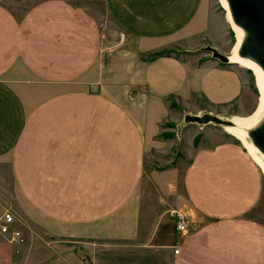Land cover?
Listing matches in <instances>:
<instances>
[{
    "label": "crops",
    "instance_id": "1",
    "mask_svg": "<svg viewBox=\"0 0 264 264\" xmlns=\"http://www.w3.org/2000/svg\"><path fill=\"white\" fill-rule=\"evenodd\" d=\"M92 1L103 20L79 0H0V184L8 171L36 220L0 237V264H264V179L240 143L193 151L171 208L183 231L140 202L145 146L180 112L169 98L254 107L252 74L200 52L230 55L226 18L206 0ZM169 48L192 52L151 55Z\"/></svg>",
    "mask_w": 264,
    "mask_h": 264
},
{
    "label": "rangeland",
    "instance_id": "2",
    "mask_svg": "<svg viewBox=\"0 0 264 264\" xmlns=\"http://www.w3.org/2000/svg\"><path fill=\"white\" fill-rule=\"evenodd\" d=\"M3 1L5 2V4L8 5L10 1L12 2V0H3ZM14 1H16V5L18 6L17 3L19 1L21 2L20 4L28 5L33 0H14ZM79 1H82L84 5L85 3H87L88 4L87 8L98 15L97 18L99 21L104 19L100 15V8L98 6H95L92 0H79ZM206 1L210 3L211 6H214L217 10H219L222 16L226 18V16L224 15L225 10L222 7L219 0H206ZM13 4L14 2H12L10 6L11 5L13 6ZM230 30L233 35L232 36V47H233L235 41V34L233 33L231 27ZM203 47H201L200 52H205L204 50H202ZM182 53L184 52H181V54ZM186 53H191V52L188 51ZM206 53L210 55L209 52ZM233 64L236 65L237 63L233 62ZM247 70L252 74L253 81L255 82L254 74L249 69ZM254 91L255 93L253 97V102H255V104L251 110L244 111L243 108H239L235 110L234 107L227 108V110H223L224 108L222 107L218 111V113L215 114L227 118H233V116L234 117L241 116L236 118L248 117L256 109L259 103L258 100L259 92L257 86L254 88ZM184 111H188V110L184 109ZM184 111L178 112L177 113L178 115L177 114L170 115L169 118L173 119V122L164 121L160 125L161 126L160 133L152 137V139L145 146V152L143 156V173H142V183H141L142 199L140 200L141 205L144 210L150 209V211H155L158 214H161V212H163V216H164L163 218L166 220L172 219L173 222H174V217L171 216L169 213L171 208H177L182 211H184L186 208L185 202L183 201L184 198L182 197L183 193L181 187V177H182V171L189 162L193 151L200 147L210 148L213 144L222 141L231 140L240 143L230 133H228L225 129H223L220 126H215V125L198 126L195 124H187L181 127L179 130H177L176 125L181 121L182 113ZM188 112H192V111H188ZM8 174H9L8 171L7 172L3 171L1 178L2 182L0 184V186L2 187L0 192L2 193L0 194V200L7 203L8 205L9 204L12 205L9 206L12 207L11 210L16 219V225L23 226L26 224L35 223L36 221L35 218L34 219L32 218L33 219L32 223H27L26 220L20 215L18 208L16 209L14 204L15 196L13 193L10 192L11 180ZM184 213L185 212H183V214ZM21 237H23V235H21Z\"/></svg>",
    "mask_w": 264,
    "mask_h": 264
},
{
    "label": "water",
    "instance_id": "3",
    "mask_svg": "<svg viewBox=\"0 0 264 264\" xmlns=\"http://www.w3.org/2000/svg\"><path fill=\"white\" fill-rule=\"evenodd\" d=\"M223 1L225 4V8H223L229 17L227 20L228 24L235 34L233 46L238 39H236L237 33L234 27L240 31V38L235 51L236 57L256 66L264 77V0ZM202 50L209 52L211 57L222 63H226L229 60L228 56L220 53L210 45H205ZM247 69L251 71L250 68ZM130 94L132 95V93ZM261 112L257 117H252L245 125L239 128L244 134V139L251 145L254 152L252 153L246 146H243V148L259 166L264 178V166L259 163L260 161L264 164V108ZM187 124L198 126L215 125L223 129L235 128L237 125L231 118L206 110L197 113L184 111L176 128L179 130Z\"/></svg>",
    "mask_w": 264,
    "mask_h": 264
},
{
    "label": "bare ground",
    "instance_id": "4",
    "mask_svg": "<svg viewBox=\"0 0 264 264\" xmlns=\"http://www.w3.org/2000/svg\"><path fill=\"white\" fill-rule=\"evenodd\" d=\"M219 2L221 3L222 7L225 8L224 1L223 0H219ZM224 15L226 16V18L228 20L229 17H228L227 12H225ZM234 29H235V31L237 33L236 39L237 38L238 39H237V42L235 43V45L232 48L231 55H229V60H230V62L237 63V64H239L242 67H245V68L247 67V68L251 69L252 73L255 76V83H256V86H257L258 92H259V94H258L259 95V97H258L259 103H258L256 109L248 117H245V118L233 117V118H231L234 121V123H236L237 125H236L235 128H225V130L228 133H230L235 139H237L242 146H246L247 149H249L253 153L254 152L253 148L251 147V145L249 143L246 142V140L244 139V134L242 133V131L240 130L239 127H242L243 125H245L252 117H255V116L257 117L259 114L262 113L261 111L264 108V77H263L262 73L259 71V69L256 66H254L251 63H249L248 61L241 60V59H238L236 57L235 51H236L237 43H238L239 38H240V35H239L240 31L238 29H236L235 27H234ZM259 163H261L262 166H264V164L262 162L259 161Z\"/></svg>",
    "mask_w": 264,
    "mask_h": 264
},
{
    "label": "built area",
    "instance_id": "5",
    "mask_svg": "<svg viewBox=\"0 0 264 264\" xmlns=\"http://www.w3.org/2000/svg\"><path fill=\"white\" fill-rule=\"evenodd\" d=\"M170 215L174 217L175 230L181 232L185 228V216L177 210L169 211ZM0 237L6 238L10 241L21 239V232L16 225V219L12 213L11 207L0 200ZM178 252V247L174 246L173 253Z\"/></svg>",
    "mask_w": 264,
    "mask_h": 264
},
{
    "label": "trees",
    "instance_id": "6",
    "mask_svg": "<svg viewBox=\"0 0 264 264\" xmlns=\"http://www.w3.org/2000/svg\"><path fill=\"white\" fill-rule=\"evenodd\" d=\"M188 51L192 52L191 50H186V49H171V48H169V49L157 50V51L151 53V55H156V56L163 55V54L169 55L170 53L178 54L181 52H188ZM169 106L172 108L178 109L180 111H184V109L171 98H169Z\"/></svg>",
    "mask_w": 264,
    "mask_h": 264
}]
</instances>
